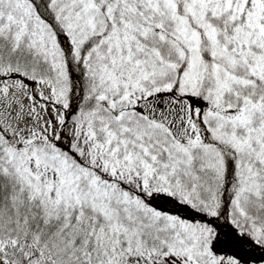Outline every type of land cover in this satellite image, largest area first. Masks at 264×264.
I'll return each instance as SVG.
<instances>
[{
  "label": "snow or ice",
  "instance_id": "snow-or-ice-1",
  "mask_svg": "<svg viewBox=\"0 0 264 264\" xmlns=\"http://www.w3.org/2000/svg\"><path fill=\"white\" fill-rule=\"evenodd\" d=\"M0 264H264V0H0Z\"/></svg>",
  "mask_w": 264,
  "mask_h": 264
}]
</instances>
